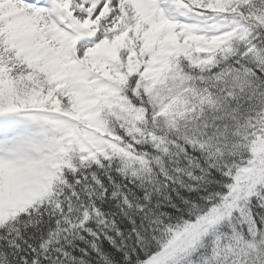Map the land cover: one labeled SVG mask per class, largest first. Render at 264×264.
<instances>
[{
	"label": "snow or ice",
	"instance_id": "1",
	"mask_svg": "<svg viewBox=\"0 0 264 264\" xmlns=\"http://www.w3.org/2000/svg\"><path fill=\"white\" fill-rule=\"evenodd\" d=\"M0 264H264V0H0Z\"/></svg>",
	"mask_w": 264,
	"mask_h": 264
}]
</instances>
